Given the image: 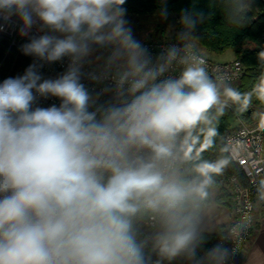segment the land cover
Wrapping results in <instances>:
<instances>
[{"label": "clouds", "instance_id": "clouds-1", "mask_svg": "<svg viewBox=\"0 0 264 264\" xmlns=\"http://www.w3.org/2000/svg\"><path fill=\"white\" fill-rule=\"evenodd\" d=\"M222 3L227 24L249 22L252 0ZM125 4L0 0V30L18 27L28 37L22 53L34 58L0 82V264H226L230 256L223 244L206 248L203 229L215 176L229 160L190 151L197 131L211 143L226 97H240L209 74L193 43L211 8L182 9L177 43L153 57L134 37ZM158 14L167 19V0ZM97 51L103 77L82 71ZM65 58L62 74L42 78L45 63ZM85 75H110L103 94L111 98L93 95ZM41 98L59 104L42 107Z\"/></svg>", "mask_w": 264, "mask_h": 264}, {"label": "trees", "instance_id": "trees-1", "mask_svg": "<svg viewBox=\"0 0 264 264\" xmlns=\"http://www.w3.org/2000/svg\"><path fill=\"white\" fill-rule=\"evenodd\" d=\"M159 3L160 0H126L124 7L127 13L131 14H158ZM194 3L205 11L207 6L210 7L212 15L205 25L198 27L196 34L199 38L193 42L208 54L221 55L226 50L232 49L234 60L242 62L245 66L241 84L235 89L240 93V97H229L234 102L231 107H225L223 115L219 116L215 122L216 134L211 137V143H209L207 130L197 131L198 141L193 149H190L198 157L209 162H216L223 158L229 160L228 166L222 173L215 176L216 183L212 191L217 189L219 193L213 197L211 191L207 204L214 202L230 206V195L224 187L225 178L229 175H237L245 183L246 177L240 167L230 159L220 137L235 123L237 115L248 121L257 107H264V86L260 84L261 78L264 77V53L259 48V40L264 30V0H252L250 20L243 28L225 22L222 0H167L169 15L176 16L175 32L172 36L176 37L179 31L181 10L192 7ZM7 49V41L0 38V82L5 78L13 77L10 70L16 51L6 56ZM221 233L204 232L207 239L205 247L213 246L215 239ZM176 264H186V262L178 260Z\"/></svg>", "mask_w": 264, "mask_h": 264}, {"label": "built area", "instance_id": "built-area-1", "mask_svg": "<svg viewBox=\"0 0 264 264\" xmlns=\"http://www.w3.org/2000/svg\"><path fill=\"white\" fill-rule=\"evenodd\" d=\"M3 23V21H0ZM33 35H40L35 29ZM0 38L8 43L6 56L16 51L22 53L21 45L28 42V37L19 35L18 27L6 24L0 30ZM141 43L148 48L153 57L160 54L167 46L177 43L174 36H162L158 38L144 37ZM259 48L264 53V30L259 40ZM206 61V67L213 78L222 77V86H229L239 80L245 73V66L242 62L231 60L218 62L208 58L198 51ZM34 59L33 57L27 56ZM69 59L52 64L45 63L39 69L42 78H56L62 74L68 66ZM181 70L179 65L173 69V74H178ZM82 71L84 73H94L103 77L105 66L92 65L86 59ZM83 83L93 92V95L101 93L100 100L111 98V94H103L105 87L111 86L112 80L109 75L99 82L91 80L87 75L82 80ZM228 107L232 106L229 97H226ZM52 104H59L57 98L40 99L39 106L48 107ZM226 147L230 159L240 167L246 177V182H242L237 175L226 177L232 193L231 218L227 228L215 239L214 244L220 243L230 250V256L226 264H239V261L253 238L256 228V197L261 188L264 187V107H257L250 119L246 121L241 116H236V121L232 124L221 140Z\"/></svg>", "mask_w": 264, "mask_h": 264}, {"label": "rangeland", "instance_id": "rangeland-1", "mask_svg": "<svg viewBox=\"0 0 264 264\" xmlns=\"http://www.w3.org/2000/svg\"><path fill=\"white\" fill-rule=\"evenodd\" d=\"M143 15H135L131 13H127L126 19L129 22V26L133 30V35L137 40H141L140 36L143 33V30L147 28L150 24V26L155 25L156 27L154 30L150 31L147 33L146 37L150 38H158L162 36H170L171 34H174L175 32V17L174 15H168L167 19L161 18L159 14H147V16ZM194 43V42H193ZM195 47L201 52L203 55L207 56L208 58L218 61V62H226V61H231L234 60V53L232 49L226 50L223 54L221 55H215V54H208L202 48L197 45L196 43ZM99 57V58H98ZM88 62L92 65H98V66H105V54L102 51H97L93 53L92 56L87 58ZM34 62V59L28 58L25 56L23 53H18L16 54L13 64L11 66V74L13 77L22 75L25 71V69ZM98 62V63H97ZM243 79V76L237 80L236 82L232 83L228 87H231L233 89H237L238 86L241 84V81ZM260 84L264 86V77L261 78ZM110 98L102 99L101 102L108 100ZM231 102L233 103L234 100L231 99ZM234 124V123H233ZM227 131H225L226 133ZM224 133V134H225ZM224 134L220 137V139H223ZM224 187L225 190L229 193L230 195V213H231V201H232V193L230 190V186L228 185V182L225 178L224 180ZM219 191L217 189H214L212 191V196L214 197L217 195ZM208 205V204H207ZM213 207H216V203H211L210 205L206 206L204 216L207 214V212L212 209ZM228 207V206H227ZM231 218V216H230ZM215 222V221H214Z\"/></svg>", "mask_w": 264, "mask_h": 264}, {"label": "crops", "instance_id": "crops-1", "mask_svg": "<svg viewBox=\"0 0 264 264\" xmlns=\"http://www.w3.org/2000/svg\"><path fill=\"white\" fill-rule=\"evenodd\" d=\"M135 15L139 16L143 14H139V15L135 14ZM155 25L150 26L149 24V26L143 30V33L140 36L141 39L140 42L144 37H146L147 33L154 30V28L156 27ZM255 202H256V209H255L256 228L253 234V238L251 242L248 244L246 250L244 251L239 261V264H264V187L261 188V190L259 191V194L257 195ZM230 216L231 213L229 206L227 207L221 204H216V207L210 209L207 212V214L204 216L203 219L204 232L206 233L223 232L229 224ZM146 251L151 254L153 260L157 258L156 253L151 251L150 247L146 249Z\"/></svg>", "mask_w": 264, "mask_h": 264}]
</instances>
